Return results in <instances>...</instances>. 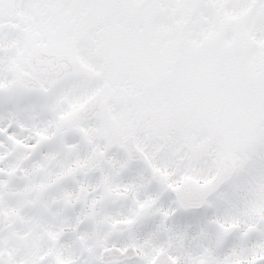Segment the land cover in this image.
Here are the masks:
<instances>
[{
    "label": "snow or ice",
    "instance_id": "6c2138e0",
    "mask_svg": "<svg viewBox=\"0 0 264 264\" xmlns=\"http://www.w3.org/2000/svg\"><path fill=\"white\" fill-rule=\"evenodd\" d=\"M0 264H264V0H0Z\"/></svg>",
    "mask_w": 264,
    "mask_h": 264
}]
</instances>
